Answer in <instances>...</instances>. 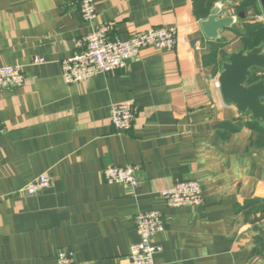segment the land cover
<instances>
[{
	"label": "crops",
	"instance_id": "1",
	"mask_svg": "<svg viewBox=\"0 0 264 264\" xmlns=\"http://www.w3.org/2000/svg\"><path fill=\"white\" fill-rule=\"evenodd\" d=\"M220 1L237 22L209 41L200 23ZM195 5L96 0L86 22L78 0H0V68L25 75L0 88V264H59L62 251L72 264H130L135 217L150 211L165 223L155 264H264V124L226 104L218 80L231 54L264 45V11L260 0H214L202 19ZM104 26L111 40L175 29L178 42L66 83L62 61ZM117 104L135 109L128 131L111 123ZM108 167L138 168V188L106 183ZM41 175L52 185L28 195ZM183 180L200 184L202 206L167 207L161 193Z\"/></svg>",
	"mask_w": 264,
	"mask_h": 264
},
{
	"label": "built area",
	"instance_id": "2",
	"mask_svg": "<svg viewBox=\"0 0 264 264\" xmlns=\"http://www.w3.org/2000/svg\"><path fill=\"white\" fill-rule=\"evenodd\" d=\"M82 18L93 22L97 18L96 0H78ZM262 19L261 17H259ZM110 26L100 27L87 35L80 46L84 50L62 61V76L66 83L76 84L97 75L113 73L127 66L128 61L139 57L148 48L159 50L174 49L177 46L175 29L151 30L128 41L109 38ZM35 65L45 63L43 58H35ZM25 75L21 66L0 68V88L3 90L23 86ZM135 109L126 104L112 107L111 123L119 131L125 132L133 127ZM4 128L0 123V135ZM138 168L108 167L103 171V178L108 184H124L138 188ZM53 179L41 175L30 182L24 189L28 195H36L50 187ZM168 208L200 207L204 204V195L200 184L195 180H183L161 193ZM139 240L131 247L130 264H155V257L160 252L155 243L156 237L165 230L163 214L160 211L140 213L135 217ZM73 251L58 254L59 264H72Z\"/></svg>",
	"mask_w": 264,
	"mask_h": 264
},
{
	"label": "water",
	"instance_id": "3",
	"mask_svg": "<svg viewBox=\"0 0 264 264\" xmlns=\"http://www.w3.org/2000/svg\"><path fill=\"white\" fill-rule=\"evenodd\" d=\"M260 3L264 11V0ZM223 5V1L216 3L208 18L200 23L204 38L209 41L220 40L225 29L237 22L234 17H222ZM256 71H264V45L231 54L218 80L226 104L234 105L240 113H251L253 120L264 124V80L251 83Z\"/></svg>",
	"mask_w": 264,
	"mask_h": 264
},
{
	"label": "trees",
	"instance_id": "4",
	"mask_svg": "<svg viewBox=\"0 0 264 264\" xmlns=\"http://www.w3.org/2000/svg\"><path fill=\"white\" fill-rule=\"evenodd\" d=\"M198 4L200 5V7H198V5L196 6V12L198 17L204 19L209 15V10H210V6L213 4L214 0H197ZM204 7V8H201ZM217 51H215V53L212 55V59H215L216 53ZM257 73H255V77L251 80V81H256L257 80Z\"/></svg>",
	"mask_w": 264,
	"mask_h": 264
}]
</instances>
